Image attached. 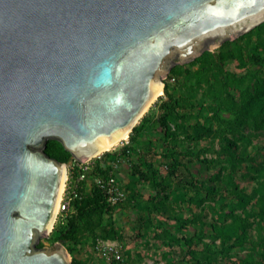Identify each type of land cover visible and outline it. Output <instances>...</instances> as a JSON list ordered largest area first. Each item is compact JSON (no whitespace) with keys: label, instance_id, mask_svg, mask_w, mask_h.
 Returning a JSON list of instances; mask_svg holds the SVG:
<instances>
[{"label":"water","instance_id":"water-1","mask_svg":"<svg viewBox=\"0 0 264 264\" xmlns=\"http://www.w3.org/2000/svg\"><path fill=\"white\" fill-rule=\"evenodd\" d=\"M263 21L264 0H0V264H72L63 245L37 246L65 167L48 140L98 156L173 65Z\"/></svg>","mask_w":264,"mask_h":264},{"label":"trees","instance_id":"trees-1","mask_svg":"<svg viewBox=\"0 0 264 264\" xmlns=\"http://www.w3.org/2000/svg\"><path fill=\"white\" fill-rule=\"evenodd\" d=\"M228 43L225 50H204L200 60L173 65L164 80L166 99L159 96L154 103V114L145 113L140 118L129 133L127 144L116 150L103 151L99 157L91 159L89 176L100 175L105 179L113 169L112 160L120 157L118 163L125 164L127 169L126 197L119 206L112 205L106 200L103 189L92 182L87 191L81 189L79 195L71 199L69 210L58 216L49 239L51 243L60 241L65 244L72 264H85L75 254V247L86 239L92 246L97 239L123 241V230L116 228L115 219V211L120 208L137 210L133 238L147 253L155 242L165 247L167 250L162 254L165 264H175L170 255L180 241L185 246L180 250L184 257H190V264H211L219 255L231 258L228 255L230 248H242L249 242L252 248L259 246L260 251L256 254L264 264V235L261 233L264 229V192L246 193L234 179L241 162L253 160L248 147H254L256 133L264 131V21ZM227 62L241 72L225 68ZM171 77L173 82L169 80ZM245 77H250L249 82L240 86ZM179 78L180 91L172 93L170 86L179 83ZM150 123L157 124L163 134L161 150H156L154 141L149 138L142 141ZM205 137L212 140L204 147ZM215 140H218L217 148ZM44 152L61 163L74 160L72 154L54 139L46 142ZM207 153L216 154L221 159L217 173L210 176L216 183L214 188L207 187L191 169L196 162L207 170L217 164V158H207ZM157 156L162 159L164 175H159L155 166ZM262 179L256 178L258 185L264 188V175ZM141 185H147L151 193L138 201L141 196L138 186ZM199 191L204 193V198H213L211 191L219 196L225 193L224 196L230 198L227 203L225 199L221 200L220 205L213 208L211 221L205 224L209 230L203 237L213 246L211 248L203 242L208 263L198 259L192 236L188 239L177 236L164 227L161 219H173L178 230H188L196 220H201L200 212L191 213L190 218L180 217L174 206L180 209L182 202L191 199L189 193ZM254 196L262 224L255 227V240H252V222L236 209L244 208ZM37 246L44 245L38 242ZM122 247L124 249L125 245ZM126 255L130 256L129 249H126ZM109 264L119 263L110 260ZM244 264L259 263L249 256Z\"/></svg>","mask_w":264,"mask_h":264},{"label":"rangeland","instance_id":"rangeland-1","mask_svg":"<svg viewBox=\"0 0 264 264\" xmlns=\"http://www.w3.org/2000/svg\"><path fill=\"white\" fill-rule=\"evenodd\" d=\"M229 47L228 42H224L221 44L218 49L225 50ZM217 49V48H215ZM215 49H212L215 50ZM200 55L195 57L194 59H198ZM193 59V60H194ZM192 61V60H191ZM190 62V61H189ZM188 62L181 63L178 65H185ZM176 65V64H175ZM194 68L195 66H191ZM224 67L229 70H236L238 73L241 71L234 69L233 64L231 62L224 63ZM253 66H251V70H253ZM168 73L165 75L163 79V88H164V80L167 79ZM250 77H254L253 74H250ZM249 77V78H250ZM249 78L245 77L244 81L240 84V86H244L247 82H249ZM180 81L181 78H179V83H172L170 86V90L172 93H178L180 91ZM171 82V81H170ZM159 96H162L166 99L163 93L158 95V97L154 100L153 103L150 104V106L146 109L145 113L152 116L154 112L156 111L154 103L157 102ZM199 94H197V97ZM144 113V114H145ZM194 121V118L190 120L192 123ZM151 139L154 141V146L156 147V150H161V145L163 144V134L160 131V127L157 124H151L146 129L145 133L142 135V141L146 139ZM128 140V137H126L123 142ZM212 139L210 137H205L203 140L204 147L209 144V142ZM217 142L218 140H215L216 148H217ZM122 143L119 142L115 145H113L108 150L113 149H119L122 145ZM254 147L249 146L248 149H250V156H252L253 160L251 162H241L239 170L237 171V174L235 176V181L239 183L242 188L245 189L246 193H251L253 191L258 193L264 192V188L260 187L258 185L257 179H261L263 181V175H264V131H258L254 137L253 144ZM252 147V148H251ZM107 151V150H105ZM102 153V152H101ZM207 158H217V164L214 166H211L209 170L205 169L201 166L200 163H193L191 166V169L193 171L194 175H197V177L201 178L205 185L211 188H214L216 183L214 181H211L210 176H213L215 173H217V170L220 168L219 162L221 159H218L216 154H206ZM74 158V157H73ZM73 161V160H72ZM71 161V162H72ZM155 166L159 172V175L165 174V169L162 166V159L160 156H157L155 158ZM70 164V163H67ZM119 170L123 174H127V169L125 164H119L118 166ZM138 189L140 190L141 196L138 198V201L144 200L147 198V196L151 193L150 189L147 187V185H141L138 186ZM257 193V194H258ZM191 199L186 202H182L180 204L181 208H177L174 205L175 210L178 212V216L180 217H191V213H199L201 214V220H196L191 226H189L188 230L182 229L178 230V224L175 220L170 218H161L164 221V227L168 228L171 232L175 233L177 236L189 238L192 236L193 240L196 243V246L194 248L197 250V257L203 262L208 263V254L205 252V248L203 245V242H206L210 245L211 248H213L212 244L209 243V239L204 238L203 234H206L209 230L208 227L205 225L209 220L211 221V217L213 214V208L220 205V201L225 199V202L227 203L230 198L225 197V193L220 194H214L213 191H211V196L213 198H204V193L202 191L199 192H191L189 193ZM255 200L256 196H254L250 202L244 207H238L236 209L237 212H241V214H244L248 217V219L252 222L253 227L250 231V234L252 236V240H255V227L258 224H262L261 216L259 215L256 207H255ZM137 214L136 209H130V210H122L117 209L115 211V219H116V228L123 230V241H118L121 246L125 245L124 249L122 247V256L125 260V264H165V260L162 258V254L167 250L165 247L160 246L157 242L154 243L153 246H151L150 251L147 253L144 249H141L140 245L137 244L138 240L136 241L133 238V230L134 227V220ZM58 220V216L56 218V221ZM55 221V222H56ZM55 225V223H54ZM53 226V225H52ZM203 227V228H202ZM51 232V231H50ZM50 232L47 234V236L41 238L39 242H42L44 246H51L53 243H51L49 239ZM261 233L264 235V229L261 231ZM202 240H201V239ZM57 243L63 245L65 248V244L57 241ZM215 243H218V241H215ZM185 249V246H182V242L180 241V244L175 246V248L171 251L170 258L173 260L175 264H190V257L189 256H183L181 248ZM67 249V248H66ZM126 249L130 250V256L128 257L126 255ZM260 248L259 246H255V248H252V243H246L243 245L242 248H230L228 255L229 256L223 257L219 255L216 260L211 261V264H244V260L250 256L254 261H256L259 264V257L256 254V252H259ZM75 254L84 260L85 264H109V260L103 258L96 249V244L92 246L89 239H86L85 241H82L81 245H78L75 247ZM70 255V253H69ZM71 258V255H70ZM242 261V262H241Z\"/></svg>","mask_w":264,"mask_h":264},{"label":"built area","instance_id":"built-area-1","mask_svg":"<svg viewBox=\"0 0 264 264\" xmlns=\"http://www.w3.org/2000/svg\"><path fill=\"white\" fill-rule=\"evenodd\" d=\"M169 80L173 82L174 78L171 77ZM121 143V145L127 144L128 140L126 139L125 142L122 140ZM99 155L96 157H99ZM120 160L121 159L118 156L115 161L112 160L113 169L109 171L105 179L100 175H94L92 178L89 176L93 164L91 159L86 162H80L74 158L70 164L64 163L66 178L58 203L57 216L67 212L70 207L71 199L77 197L81 189L87 191L92 182L96 183L103 189L106 200L110 204L119 206L126 197L124 186L127 178V174L121 173L118 168L120 164L118 162H120ZM96 249L103 258L109 261L115 260L119 264H125V260L122 256V246L118 241L97 239Z\"/></svg>","mask_w":264,"mask_h":264},{"label":"bare ground","instance_id":"bare-ground-1","mask_svg":"<svg viewBox=\"0 0 264 264\" xmlns=\"http://www.w3.org/2000/svg\"><path fill=\"white\" fill-rule=\"evenodd\" d=\"M162 93H163V85H162V83H161L160 86H159V88H158V90H157V92H156V94H155V96H156V95H160V94H162ZM127 136H128V132H125L121 137H118V138L115 139L113 142H111V143L105 145L104 147H102L101 149H99V151L101 152V151H104V150H108V149H110L113 145H115V144L121 142V141L124 140ZM65 178H66V169H65V167H64L63 184L65 183ZM63 184H61V189H60V193H59L58 203H59V200H60L61 191H62V189H63ZM58 203H57V207H56L55 216H54V219H53V222H52L51 225L54 224V221H55V218H56L57 209H58ZM51 225H50V227H51ZM50 227H49V228H50Z\"/></svg>","mask_w":264,"mask_h":264}]
</instances>
